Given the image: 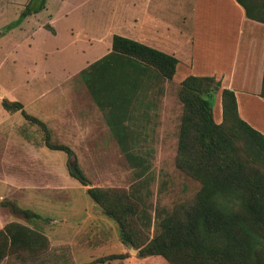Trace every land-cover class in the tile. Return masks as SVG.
<instances>
[{
  "label": "rangeland",
  "instance_id": "obj_1",
  "mask_svg": "<svg viewBox=\"0 0 264 264\" xmlns=\"http://www.w3.org/2000/svg\"><path fill=\"white\" fill-rule=\"evenodd\" d=\"M30 1L0 0V100L20 102L46 131L0 104V264H169L144 247L165 221L183 218L200 188L188 171L202 152L192 129L177 151L183 117L195 119L196 98L186 110L179 82L151 68L138 85L126 87L120 72L103 81L86 67L103 54L92 56L86 48L93 40L71 31L84 26L87 0H43L14 23ZM248 2L264 18V0ZM122 73L131 75L129 68ZM232 123L220 124L226 137ZM235 138L230 153L247 162L248 179L263 177L264 150L257 157L246 136ZM73 167L85 183L70 175ZM89 187L98 188L101 202Z\"/></svg>",
  "mask_w": 264,
  "mask_h": 264
},
{
  "label": "trees",
  "instance_id": "obj_2",
  "mask_svg": "<svg viewBox=\"0 0 264 264\" xmlns=\"http://www.w3.org/2000/svg\"><path fill=\"white\" fill-rule=\"evenodd\" d=\"M235 1L242 7L247 18L264 23V18L258 13L260 10L248 0ZM42 7L43 0H31L14 23ZM175 64L176 58L169 54L113 34L110 51L88 67L92 71H99V78L103 81L120 72L124 84L129 87L151 77L144 74L146 68L169 79L174 73ZM128 68L131 75L123 74ZM213 80L209 76L188 75L179 82V94L185 109L192 107L194 98L197 102L190 112L195 119L183 117L177 151H183L187 130L192 129L195 143L202 152L194 162L190 160L187 165L192 162L188 171L200 181V188L187 206L183 218L174 223L165 221L160 232L144 247V253L159 254L169 264H264V176L255 181L248 179L247 162L240 161L230 153L233 150V139L246 136V142L251 145L250 150L259 157L264 150V135L240 119L233 92L221 88V122L230 118L233 120V126L229 128L230 137L223 135L221 122H213L211 115L210 99L213 91L219 90L217 80L213 82V87L208 85ZM200 82L207 85L201 88ZM199 92L203 96L195 95ZM258 95L264 98V63ZM0 104L5 110H19L26 119L36 122L46 131L40 120L24 112L20 102L2 97ZM46 144L50 148L63 150L67 155L71 154L67 147L53 146L47 140ZM73 169H70V175L85 183L79 170L76 167ZM86 192L93 200L101 202L102 196L97 187H89ZM106 213L113 217L111 212ZM5 229L10 243H17L18 239L9 226ZM127 241L129 239L126 237ZM179 251L181 253L177 255ZM196 258H199V262L195 261Z\"/></svg>",
  "mask_w": 264,
  "mask_h": 264
},
{
  "label": "crops",
  "instance_id": "obj_3",
  "mask_svg": "<svg viewBox=\"0 0 264 264\" xmlns=\"http://www.w3.org/2000/svg\"><path fill=\"white\" fill-rule=\"evenodd\" d=\"M87 2L84 26L71 31L75 39L84 35L85 40H93L94 45L86 48L92 50V56L110 51L113 34L169 54L176 58L171 79L177 83L188 75L219 81L215 122L221 118L220 89L226 88L234 94L240 119L264 135V98L258 95L264 63V23L247 18L235 0Z\"/></svg>",
  "mask_w": 264,
  "mask_h": 264
},
{
  "label": "water",
  "instance_id": "obj_4",
  "mask_svg": "<svg viewBox=\"0 0 264 264\" xmlns=\"http://www.w3.org/2000/svg\"><path fill=\"white\" fill-rule=\"evenodd\" d=\"M71 171H74V169H73V168H71Z\"/></svg>",
  "mask_w": 264,
  "mask_h": 264
}]
</instances>
